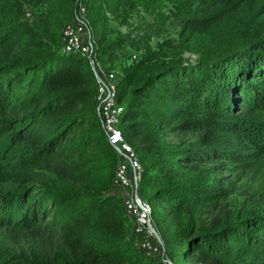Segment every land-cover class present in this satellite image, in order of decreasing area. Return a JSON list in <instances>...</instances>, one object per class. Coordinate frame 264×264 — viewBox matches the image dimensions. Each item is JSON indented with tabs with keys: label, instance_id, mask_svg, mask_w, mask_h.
Returning <instances> with one entry per match:
<instances>
[{
	"label": "trees",
	"instance_id": "obj_1",
	"mask_svg": "<svg viewBox=\"0 0 264 264\" xmlns=\"http://www.w3.org/2000/svg\"><path fill=\"white\" fill-rule=\"evenodd\" d=\"M157 1L185 9L181 30L191 38L210 33L238 4L264 3L0 0V264H140L134 223L114 194L120 159L97 113L95 72L86 56L62 48L80 5L99 53L109 13L124 21L139 3ZM28 5L48 6L41 16L71 14L59 50L32 52L40 46L24 22ZM238 33L196 62L140 56L125 73L116 70L126 105L120 129L146 161L138 194L152 205L173 264H264V205L236 219L220 207L250 172L246 165L264 164V34ZM200 174L213 178L208 198L193 185Z\"/></svg>",
	"mask_w": 264,
	"mask_h": 264
},
{
	"label": "rangeland",
	"instance_id": "obj_2",
	"mask_svg": "<svg viewBox=\"0 0 264 264\" xmlns=\"http://www.w3.org/2000/svg\"><path fill=\"white\" fill-rule=\"evenodd\" d=\"M172 7V4L159 1L153 5L139 3L126 14L127 18L124 21L109 13L107 22L100 28L101 34H104L101 36L106 38V42H102L103 50L97 53V56L101 55L104 60L103 62L102 59H98L99 63L105 68L112 66L114 67L112 69L125 73L129 65L135 63L140 56L161 65L196 62L202 52L212 51L225 37L235 34L236 31H239V35L240 31L248 32L247 34H264V3L257 7H253L251 2L243 6L238 4L225 21L212 27L210 33L204 36L195 35L192 38L184 35L181 30L182 20L187 16L185 9L183 7L172 9ZM48 8V6L28 5V10L32 14L24 18L25 24L38 35L34 40L40 47H32V52L36 54L46 49L59 50L62 45L61 32L71 19V14L68 16L60 14L56 18L49 17L48 14L41 16V13H47ZM72 22H69L65 28ZM93 41L96 46L95 40ZM112 45L115 48H112ZM167 141L173 145L177 143V139L173 137H169ZM141 160L144 168L146 161ZM246 167L250 169L249 173L256 171L257 174H246L237 184L236 193L230 199L220 200V207L224 208L223 217L228 215L231 219H236L248 216L264 205V164L256 168L248 165ZM201 176V174L195 175L193 185L200 190L198 196L203 199L208 198L206 193L215 184L211 176ZM125 193L123 188L116 186L114 194L121 202ZM146 203L149 204L148 201ZM149 205L152 209V205ZM137 244H139L138 240ZM138 248L140 264H166L164 260L169 259L166 254L148 256L139 245Z\"/></svg>",
	"mask_w": 264,
	"mask_h": 264
},
{
	"label": "built area",
	"instance_id": "obj_3",
	"mask_svg": "<svg viewBox=\"0 0 264 264\" xmlns=\"http://www.w3.org/2000/svg\"><path fill=\"white\" fill-rule=\"evenodd\" d=\"M78 11L73 22L64 29L62 52L79 53L89 59L98 82L97 113L107 140L120 159L114 184L126 191L124 206L134 223V235L139 241L137 245L148 256H165L164 243L159 242L148 226L152 223V209L148 203L136 198L143 168L137 152L125 141L120 129L121 116L126 108L118 101V84L122 75L116 70H107L99 63L86 8L80 5ZM164 261L173 264L169 259Z\"/></svg>",
	"mask_w": 264,
	"mask_h": 264
},
{
	"label": "water",
	"instance_id": "obj_4",
	"mask_svg": "<svg viewBox=\"0 0 264 264\" xmlns=\"http://www.w3.org/2000/svg\"><path fill=\"white\" fill-rule=\"evenodd\" d=\"M136 198L140 201V197H139V194L137 191H136ZM148 226L154 232V234L158 238L159 242L163 243L162 238H161L160 234L158 233V231L156 230V228L154 227V225L152 223H150Z\"/></svg>",
	"mask_w": 264,
	"mask_h": 264
}]
</instances>
